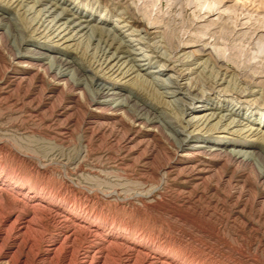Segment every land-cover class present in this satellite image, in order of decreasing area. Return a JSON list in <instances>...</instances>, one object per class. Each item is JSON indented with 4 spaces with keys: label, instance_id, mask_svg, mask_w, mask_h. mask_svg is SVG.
<instances>
[{
    "label": "rangeland",
    "instance_id": "rangeland-1",
    "mask_svg": "<svg viewBox=\"0 0 264 264\" xmlns=\"http://www.w3.org/2000/svg\"><path fill=\"white\" fill-rule=\"evenodd\" d=\"M53 1L59 7L58 14L67 9L71 20L73 15L82 14L93 26L113 34L115 40L107 55L118 50L119 65L126 61L122 67H126L125 70L134 66V73L124 80L128 82L125 88L128 92L134 91L138 100L162 105L157 110L160 117L169 116L186 127L188 120L194 121V117L209 114L218 107L219 112L233 108L222 101L234 103L235 99L211 91L213 88L233 89L238 93L255 92L257 95L246 100H253L260 108L243 104L238 110L240 116L229 115L225 123L237 117L254 128L263 127L264 0ZM27 4L33 6L30 1ZM50 6H35L32 11L47 10ZM127 6L133 11L136 6L141 11V16H136L139 26L153 23L155 27L151 31L159 33L146 37L144 46L137 45L135 38L127 35L126 28L115 27L120 16L132 21L125 15ZM7 7L6 2L0 1V9L8 17L26 24L25 27L30 26V17L35 13L25 14L27 7L22 10L16 5ZM55 22H45V26L50 28ZM36 26L26 29V38L32 40L27 43L29 47L59 53L74 61L83 78L97 80L95 71L89 68L94 60L95 44L86 46L85 36L64 45L62 41L56 42L57 39L51 42L48 29L43 27L44 33L40 27L41 31L36 34L33 30L39 25ZM76 33L72 31L67 37ZM39 35L44 39L39 41ZM179 44L192 47L184 52L180 51L181 47L176 51ZM205 44L210 48L208 51L222 60L224 67L236 71L235 76L228 79L230 83L218 87L214 84L219 78L217 70L204 65L190 76L195 90L189 97L207 93L206 100H190L183 94L187 91L171 93L176 89L167 88L166 84L171 83L175 74L169 70L157 73L163 68L162 60L156 56L176 55L179 65L184 53L195 50L201 53ZM124 45L127 49L120 47ZM140 47L149 50L145 54L154 57L153 60L133 55L136 61L131 62L124 53ZM10 55L5 45L0 46V202L3 203L0 204V264H69L65 253H47L50 241L61 232L57 209L66 208L71 210L69 214L78 224L75 257L88 246V227L92 225L108 240L119 238L118 242L127 240L144 249L152 248L170 264H264V179L258 177L257 166L237 163L227 153L212 159L206 157V163L189 159L181 163L173 156L174 147L165 135L137 134L118 118L106 115L109 111L103 113L105 116L90 114L81 103H76L75 92H61L41 75H23L14 70L16 65L9 60ZM187 60L184 69L197 67L192 59ZM136 75L151 81L154 91L136 81ZM169 75L173 77L170 79ZM113 78L117 79L116 75ZM183 83L184 87L185 81ZM216 97L220 104L214 103ZM184 103L207 107L193 112L186 110ZM186 130L191 132L193 128L187 126ZM199 138L194 136L191 141ZM200 139L211 140L209 137ZM229 141L236 143L226 140ZM244 144H254L264 150V143ZM83 149L90 154H83ZM38 202L42 203L36 207L41 212L35 221L38 226L36 231L26 234L28 237L23 236L24 240L8 229L10 221L15 216L31 218V205ZM118 249L116 245L110 248L112 254ZM116 259L111 257L107 263L117 264ZM141 259L138 256V260Z\"/></svg>",
    "mask_w": 264,
    "mask_h": 264
},
{
    "label": "bare ground",
    "instance_id": "bare-ground-1",
    "mask_svg": "<svg viewBox=\"0 0 264 264\" xmlns=\"http://www.w3.org/2000/svg\"><path fill=\"white\" fill-rule=\"evenodd\" d=\"M0 1L2 3L6 2V6H8L7 7L8 9H10V7H12L13 5H16V7L17 8L19 7L21 10L27 7V9L25 10V14L28 13V15H31L32 12L35 13L32 17H30V21H29L31 22L30 26H32L33 28L36 25H39L38 28L33 30L34 33L36 34H38L39 30L41 31L43 27H44L43 28L44 30L48 29L49 34L48 33L47 34L49 35L48 38H51L50 39L51 42L57 39L56 42L62 41V45H64L69 41L71 42L74 40L78 41L85 36L86 41L84 42H86V46H87V43L89 45L95 44L93 48L95 52L92 54L94 60L92 63L89 62L90 63L89 68L90 70L95 71V74H96L95 77L97 76V80L94 77L90 78L88 76L86 78H83L82 71L77 67L74 61H72L69 58H64L63 55H58L59 53L57 54L53 51L44 50L42 47H29L27 43L28 42L30 43L32 40H30L31 39L30 37H28L29 39L26 38V35H27L26 33H27V30L30 29V26L25 27L26 24L21 25L18 20L8 17L6 15V12L0 9V46L5 45V47H7V50L11 52V55H10L11 59L9 60L12 61L13 65L14 64L16 65V67L13 68L14 70L16 69V71H18L19 73L23 75H29V74L41 75L43 76V78L49 79L50 82L54 84V86L61 92H65V91L75 92L76 103H81V105H83V107H85L90 114L98 115V114L105 113V111L107 112L109 111L108 114L106 115H108L109 117L113 116V117L118 118L121 122H123L122 124L126 125V127L128 126L127 128L130 127L131 130L134 129V131H136L137 134L142 133V134H149L152 136H156L157 134L165 135L167 138L166 139L167 142L169 141L174 147L173 156L175 157L177 161H181V163H184L185 162L184 160H188V159L191 160L190 162L196 161L199 163H206L205 162L206 157L208 159H212V157H216L220 153L221 155L222 153H227L230 159L233 161H236L237 163L248 164L253 167L257 166L258 167L257 168L258 177L264 179V150L258 148L257 145L254 146V144L253 146L244 144V143H249V142L255 143V144L264 143V123H263L262 128L259 127L260 125L254 128L252 124L246 123V122L244 123L241 121L240 118L238 119L237 117L234 118L233 121L231 120V122L225 123L229 115L231 116L233 114H237L236 116H240V113L238 112V110L240 109V107L243 106V104H247V106H250V107L253 106L252 108H255V107L260 108V106L254 103L253 100H246L249 96L252 97V96L257 95L255 92H249V94H246L245 91L243 92L240 91L241 93H238L237 91H234L233 89L224 91L225 89L215 90L213 88L211 90L212 93L218 92V96H230L232 99H235L236 102L234 103L231 102V100L230 102L225 99L222 101L223 103H225V105L226 103L227 105L229 104V106L232 105L233 108L231 109L223 108L222 111L219 112L218 111L219 107H218L216 108V110H214L213 112L209 114L206 113L203 116L194 117V121L188 120L186 123V127L188 126L191 129L193 128V131L188 132L186 130V127H181L180 123L178 124V121L177 122L172 121V119L169 116L164 118V116L160 117V115H158L157 110L161 108L162 105L159 106L158 103L156 102L153 103L152 101L138 100L139 99L138 96H134V93H133L134 91L128 92V89L125 88L128 86V82L124 80L129 78L134 73V70H133L134 66L132 65L127 70H125L126 67L122 68L123 65L126 64V61H124L121 65H119V62L121 61L120 59L121 57L118 56L119 54H117L118 50L113 52V54H111L110 56L107 55L109 50L112 48V44L114 43V40H115V38L112 37L113 34H111L110 31L106 30L107 31L106 32L105 30L101 28L93 26L92 22L89 19L82 16V14L79 16L72 14L73 19L71 20V18L68 17L67 9L66 10L63 9L62 12L58 14L57 12H58L59 7L57 5V2H54L53 0H0ZM29 1L33 3V6L31 7L28 6L27 2ZM48 4H51V6L47 10L40 9L36 11L35 9L34 11H32V9L35 6L36 7H40L43 5L47 6ZM138 7L136 6L133 7L134 11L133 9H131L132 7H129V6L125 7V15H128L129 16L128 19H132V21L124 20V16L119 17L118 14L120 13V10L118 9L119 12H117V15L119 19L116 18L117 19L116 22L118 23L117 25H115V27L121 30L126 28V31L128 32L127 35H130L133 38H135V41L138 43L137 45L143 44L144 46L143 40L146 41L148 38H150L151 35H157V34L159 35V33L151 31V29L155 27L153 23H151V25H149L150 23H146V24L139 26L136 16H141L140 14L141 11L139 10ZM54 21L56 22L55 24L52 25V27L49 28V25L45 26V22H50L51 24ZM101 21H104V20H101ZM101 23H105V22H101ZM43 29H42V32L45 33ZM72 31L77 32L76 35L75 36L71 35L67 37L68 34H70ZM40 35L42 34L40 33ZM146 37L147 39H145ZM40 39H44V38L40 36L39 41H41ZM109 40L112 41L111 44H109L110 43ZM159 41H162V40H159ZM159 41L157 42L160 43ZM81 42L82 41H80V43ZM43 43L47 44L45 42ZM145 46H147V44ZM207 46L208 45L205 44L202 47L203 48L202 52H204L203 54L202 52L199 53V51H196V50L184 53L183 61L180 62L179 65L176 64V62L179 61L177 57H175L176 55L170 56L169 54V56L163 57L159 53L160 56H156V58L162 60L161 62H162V68H163V70L160 69L157 73L163 74L165 71L169 70L170 72L175 74L171 83L166 84L167 88L176 89V90L172 89L171 93L182 94V91L183 92L187 91L189 92V94L187 92L183 94L188 97L189 95H193V91L195 90V88L194 86L192 87L190 76L196 72L195 69L197 70L204 65L207 67H211L212 70L213 69L217 70L216 74L219 76V78L214 84H216L218 87L222 86L225 83H230L228 79L230 77H234L236 74L235 73L236 71L231 70L228 67H224L222 65V60L219 57H217L214 53H212L211 51H208V49L210 50V48H207ZM66 47H69V46H66ZM120 47L123 49L125 48L127 49L125 45L120 46ZM180 47H181L180 51L184 52L185 51L184 49L192 47V46L182 44V46L181 45L179 47L176 46V51ZM3 48L1 49L3 50ZM147 51L149 50H144L143 47H140L138 49H131V50L128 49L124 53H126L127 56L131 58V62L136 61V59H132L133 55L141 56L147 61L153 60L154 57L148 56L147 54H145V52ZM187 59L188 60L192 59V61L196 63L197 67L184 69V66L186 64L184 63V61ZM94 66L96 67L93 69ZM114 75H116L117 79L113 78ZM172 77L173 76L169 75L170 79ZM134 78L137 79L136 81H139L140 83L145 85L148 89L154 91L151 81L149 82L147 80H143L142 78H140L139 75H136ZM11 81L13 80L11 79ZM61 81H64V84H61ZM184 81H185V86L183 87L182 84H184L183 83ZM163 82L164 81H162V83ZM163 84L165 85V83ZM131 89L134 90L133 88ZM158 94L160 95V97H162V94L160 93ZM208 96L209 95L207 93L200 92L198 94H195L193 98L189 97V99L190 100L198 99V101H200L204 99L206 100ZM217 102L219 104L221 103L219 97H216L214 101V103H217ZM184 104H185L186 110H192L193 112H196L199 109L207 107L205 105L191 107L190 103L188 104L184 103ZM212 105L213 107H216L214 106V104H211V106ZM235 106H239V107L237 108ZM262 107L264 108V106ZM255 117H256V114H255ZM249 118H252V116H250ZM176 119L180 120L181 117L180 118L177 117ZM213 122H215V124H213ZM166 130L168 131L171 130V132L173 133H167ZM197 135L200 138L209 137L211 140L210 141L205 140L206 138L201 140L199 138L197 140L191 141V139ZM226 140H231V141L234 140L236 143H239V144H236L230 141L226 142ZM237 140L239 141L237 142ZM83 150H84L83 154L86 155L89 153V150L87 149H83ZM201 173L203 172L201 171L200 174ZM1 197H2V188L0 186V199ZM41 204L42 203L39 204L38 202L35 205L34 203L33 205H31L33 206L31 210L32 211L31 218L27 217V218L20 219L19 216H15V217L13 216L14 218L13 220L11 219L12 221H10L11 223L9 224L8 229L12 230V232L14 231L16 236L22 237V238L26 234L28 235L29 232L32 233V231L37 228L36 226H38L36 225L35 221L39 219V216L41 214V212H39L40 210L36 207L40 206ZM45 204L50 205L47 202H45ZM70 211L71 210L68 208L57 209L58 213L56 212V214L57 216L60 215L59 220L61 223V232H59V234L56 237L52 238V240L50 241L51 244L48 243L50 244L49 249H47L48 254L50 255L55 254V252H59V251L63 252L69 256L68 259L66 257V259L69 261V264H108L107 263L108 259H111V257H114V256L117 257L116 259L118 260L117 264H170L169 262L162 260L161 255L157 251L152 250V248L144 249L140 245L138 246L127 240L118 242L119 238H116L115 240H108L106 237H104L100 233V231H98L96 227L92 225H89L88 227L89 228L88 229L89 237L87 240L88 246L82 250L83 253L80 251L82 253L80 254V256L75 257L74 242L76 239V229H77L78 224L75 221V219L70 216L69 214ZM17 239L19 240V238ZM113 245H116L119 248L118 251L116 250V254L111 253L112 251L110 250V248ZM138 256L142 258L141 261L138 260ZM172 257L174 256L170 257L171 260H173ZM5 258H1V259L5 260Z\"/></svg>",
    "mask_w": 264,
    "mask_h": 264
}]
</instances>
